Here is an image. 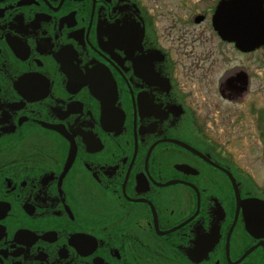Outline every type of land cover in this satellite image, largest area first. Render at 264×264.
<instances>
[{
	"label": "flooded vegetation",
	"instance_id": "af4514ba",
	"mask_svg": "<svg viewBox=\"0 0 264 264\" xmlns=\"http://www.w3.org/2000/svg\"><path fill=\"white\" fill-rule=\"evenodd\" d=\"M231 1L0 0V264H264V45L215 28Z\"/></svg>",
	"mask_w": 264,
	"mask_h": 264
},
{
	"label": "water",
	"instance_id": "95a60500",
	"mask_svg": "<svg viewBox=\"0 0 264 264\" xmlns=\"http://www.w3.org/2000/svg\"><path fill=\"white\" fill-rule=\"evenodd\" d=\"M231 4H222L224 17H217L215 28L237 45L250 49L264 45V0H232Z\"/></svg>",
	"mask_w": 264,
	"mask_h": 264
},
{
	"label": "rangeland",
	"instance_id": "374dc122",
	"mask_svg": "<svg viewBox=\"0 0 264 264\" xmlns=\"http://www.w3.org/2000/svg\"><path fill=\"white\" fill-rule=\"evenodd\" d=\"M251 165H253V167L255 166L256 168H260L261 170H264V161L263 162H252ZM260 179H258L260 182H264L263 178H260Z\"/></svg>",
	"mask_w": 264,
	"mask_h": 264
}]
</instances>
